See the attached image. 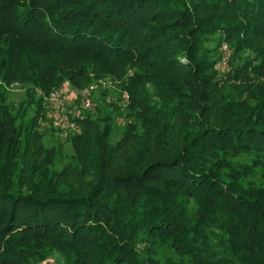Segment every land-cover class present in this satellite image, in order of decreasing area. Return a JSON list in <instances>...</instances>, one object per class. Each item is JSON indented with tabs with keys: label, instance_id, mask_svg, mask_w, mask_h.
<instances>
[{
	"label": "trees",
	"instance_id": "16d2710c",
	"mask_svg": "<svg viewBox=\"0 0 264 264\" xmlns=\"http://www.w3.org/2000/svg\"><path fill=\"white\" fill-rule=\"evenodd\" d=\"M106 74L138 96L135 117L122 142L112 112L81 118L59 168L37 89ZM53 253L264 264V0H0V264Z\"/></svg>",
	"mask_w": 264,
	"mask_h": 264
},
{
	"label": "built area",
	"instance_id": "2783aa9c",
	"mask_svg": "<svg viewBox=\"0 0 264 264\" xmlns=\"http://www.w3.org/2000/svg\"><path fill=\"white\" fill-rule=\"evenodd\" d=\"M220 55L215 62V67L225 71L230 67L232 48L222 41L219 46ZM107 78L99 77L98 80L85 83L78 87H69L60 84L49 90H39L42 98V111L38 117V127L54 128L63 135H68L80 129V119L95 106L94 92L98 85H108ZM127 97V93H123Z\"/></svg>",
	"mask_w": 264,
	"mask_h": 264
},
{
	"label": "rangeland",
	"instance_id": "374dc122",
	"mask_svg": "<svg viewBox=\"0 0 264 264\" xmlns=\"http://www.w3.org/2000/svg\"><path fill=\"white\" fill-rule=\"evenodd\" d=\"M38 53V49H30L29 53ZM246 53L249 51H245ZM99 77L107 78L108 85H98L97 90L94 92V102L95 106L87 112V114H90L92 116H96L101 110L112 112V114L115 116V122L116 126L113 131L112 140L115 142L116 140L120 139V136L122 134V131L124 130V127L128 122L134 119V115L132 114V109H134L135 100L138 99V96L135 95V98L131 95V92L129 88L125 86V83L123 82L122 78H120L117 75H97L90 78L86 83L98 80ZM66 84L73 88L82 86L84 84H71L69 80H66ZM8 91L9 99L15 103H17L24 91L23 83L20 80H14L11 81L9 84L5 85ZM39 88L37 89V92H39ZM127 93V97H123V93ZM133 97V99H132ZM133 101V102H132ZM144 113L146 115H150L151 111L147 107H143ZM39 129V127H38ZM42 133L41 140L44 143L53 142V141H62L63 147H62V158L59 163V168H62L65 166L67 158H69V155L72 153V147L69 141H65V136L61 132L55 131L54 135L51 136L49 131H45L43 129H39ZM122 142L123 140L120 139ZM50 261L48 264H64L62 262V258L58 253H53L50 256Z\"/></svg>",
	"mask_w": 264,
	"mask_h": 264
}]
</instances>
